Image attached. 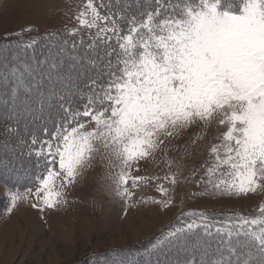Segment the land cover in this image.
<instances>
[{"label":"snow or ice","instance_id":"snow-or-ice-1","mask_svg":"<svg viewBox=\"0 0 264 264\" xmlns=\"http://www.w3.org/2000/svg\"><path fill=\"white\" fill-rule=\"evenodd\" d=\"M74 18L39 49L37 39L11 57V45L0 48V137L37 159L33 207L63 205L65 187L97 157L115 169L108 179L119 198L134 196L129 184L175 185L176 173L133 171L194 126L222 129L196 181L205 193L264 190V0H86ZM157 191L165 199L153 202L173 203L164 183ZM31 195L8 192L13 206ZM254 213L182 212L136 257L264 264V203ZM136 257L126 264H141Z\"/></svg>","mask_w":264,"mask_h":264},{"label":"rangeland","instance_id":"rangeland-1","mask_svg":"<svg viewBox=\"0 0 264 264\" xmlns=\"http://www.w3.org/2000/svg\"><path fill=\"white\" fill-rule=\"evenodd\" d=\"M84 3L86 0H0V40L23 42L24 38L38 39L58 29L75 27V14ZM27 28L33 30L22 31ZM13 51L8 48L6 55L11 57ZM220 131L216 125L207 129L194 126L178 137L166 138L163 150L141 162L140 171H133V175L163 177L176 173L177 183L152 181L136 189L129 184L134 192L131 199L114 195L108 176L115 169H108L107 162L99 157L65 187L66 202L55 209L33 207L38 201L32 188L33 195L14 206L10 202L12 210L0 220V264H88L101 252L141 242L151 244L189 210L254 215L264 203V190L242 196L214 195L205 193L196 183L204 172L201 165L215 142L213 138ZM194 170H198L195 176ZM158 183L170 189L168 198L173 203L168 207L153 202L165 199L157 191ZM9 191L19 190L0 181V194L8 197ZM107 263L120 264L116 259Z\"/></svg>","mask_w":264,"mask_h":264},{"label":"trees","instance_id":"trees-1","mask_svg":"<svg viewBox=\"0 0 264 264\" xmlns=\"http://www.w3.org/2000/svg\"><path fill=\"white\" fill-rule=\"evenodd\" d=\"M61 30L63 29L55 30V32H60ZM44 36L45 34L38 37L37 40L39 43L36 45L37 49H39L40 45L44 43ZM28 40L30 39L24 38V41ZM18 43L21 42L16 41L12 43L10 40H0V47L6 48L7 46L11 45V48L15 50V45ZM20 152L21 150L15 147L14 139L9 141L7 147H5V140L3 137H0V161L10 165V167L6 169L2 164H0V181L11 188L17 189L19 191H25L29 188L32 189L36 187L35 176L39 171H41V169L37 167V159L35 156L29 157L27 155H20ZM13 168L15 171L12 170ZM9 207V198L6 197V195L3 196L0 194V220L9 213ZM149 245V243L146 244L145 242H141L135 246L101 252L100 255L98 254L99 258L92 256L91 262H88V264H102V262L100 263L102 259H107V262L116 259V262H119L120 264H126L128 258L136 257L138 252L144 248H147ZM136 258L142 264L143 256ZM107 262L103 263L108 264Z\"/></svg>","mask_w":264,"mask_h":264}]
</instances>
